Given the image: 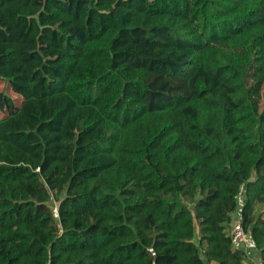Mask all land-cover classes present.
<instances>
[{"label": "trees", "instance_id": "1", "mask_svg": "<svg viewBox=\"0 0 264 264\" xmlns=\"http://www.w3.org/2000/svg\"><path fill=\"white\" fill-rule=\"evenodd\" d=\"M0 80V264H264V0H0Z\"/></svg>", "mask_w": 264, "mask_h": 264}, {"label": "built area", "instance_id": "2", "mask_svg": "<svg viewBox=\"0 0 264 264\" xmlns=\"http://www.w3.org/2000/svg\"><path fill=\"white\" fill-rule=\"evenodd\" d=\"M238 200L240 206L242 204V198L239 197ZM229 231L233 246L242 248L247 257V260L251 264H262L259 256H255L256 249L254 248L253 243L249 238L248 231L243 227L241 223L239 211L237 212V219L231 220ZM252 249H254V255Z\"/></svg>", "mask_w": 264, "mask_h": 264}, {"label": "rangeland", "instance_id": "3", "mask_svg": "<svg viewBox=\"0 0 264 264\" xmlns=\"http://www.w3.org/2000/svg\"><path fill=\"white\" fill-rule=\"evenodd\" d=\"M0 90L5 92L9 96H11L15 100L16 103H19L21 101V97L19 95L15 94V93H13L12 90L10 89L8 83L6 81H4V80H0ZM260 106L264 107V85H263L262 90H261ZM2 115H3V113L0 111V117ZM56 203L57 202L55 201L54 204H53L54 205V207H53L54 211L56 209ZM255 213L256 214L260 213V214L264 215V203H259V204L256 205ZM233 219L234 220L237 219V211L234 212V214H232V220ZM229 228H230V226H229ZM252 252H253V255H254V249H252ZM255 256H257V255H255Z\"/></svg>", "mask_w": 264, "mask_h": 264}]
</instances>
